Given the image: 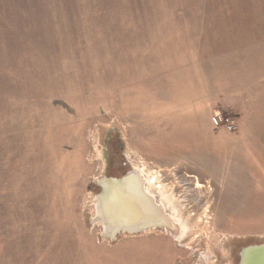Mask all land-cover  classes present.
I'll return each mask as SVG.
<instances>
[{
	"label": "rangeland",
	"instance_id": "rangeland-1",
	"mask_svg": "<svg viewBox=\"0 0 264 264\" xmlns=\"http://www.w3.org/2000/svg\"><path fill=\"white\" fill-rule=\"evenodd\" d=\"M0 1V264H239L264 244V157L235 140L241 115L263 127L264 0ZM220 80L253 90L221 107ZM133 170L176 227L112 241L98 182Z\"/></svg>",
	"mask_w": 264,
	"mask_h": 264
},
{
	"label": "water",
	"instance_id": "water-1",
	"mask_svg": "<svg viewBox=\"0 0 264 264\" xmlns=\"http://www.w3.org/2000/svg\"><path fill=\"white\" fill-rule=\"evenodd\" d=\"M137 175L133 170L121 178L105 176L98 182L100 193L96 196L98 202L95 199L96 216L92 222L103 225V236L107 239L114 241L123 234L138 235L153 229L175 228L171 218L146 192L143 180ZM129 183L134 185L132 190ZM239 264H264V244L243 248Z\"/></svg>",
	"mask_w": 264,
	"mask_h": 264
},
{
	"label": "crops",
	"instance_id": "crops-1",
	"mask_svg": "<svg viewBox=\"0 0 264 264\" xmlns=\"http://www.w3.org/2000/svg\"><path fill=\"white\" fill-rule=\"evenodd\" d=\"M217 82L219 84L216 86L214 96L216 103L223 105L221 107H225V105L229 106L228 103H231V97L239 99L241 95H245L249 90H253L251 86L247 87L248 85H244V93L241 87L238 86L233 88L231 82L227 83V80H220ZM238 104L239 102H235L234 105L237 106ZM260 121L261 120L255 114L247 116L241 115L239 117V132L235 140L237 144L244 147V151L248 153L249 161L258 160V162H262V158L264 157V119L262 121L263 124H261L263 127L260 126ZM238 161H242L241 158L238 159ZM259 167H261V165H259Z\"/></svg>",
	"mask_w": 264,
	"mask_h": 264
},
{
	"label": "built area",
	"instance_id": "built-area-1",
	"mask_svg": "<svg viewBox=\"0 0 264 264\" xmlns=\"http://www.w3.org/2000/svg\"><path fill=\"white\" fill-rule=\"evenodd\" d=\"M213 126L216 129H224L230 133L236 131V126L234 120L229 116H224L222 114H215L212 118ZM156 172V170H154Z\"/></svg>",
	"mask_w": 264,
	"mask_h": 264
},
{
	"label": "bare ground",
	"instance_id": "bare-ground-1",
	"mask_svg": "<svg viewBox=\"0 0 264 264\" xmlns=\"http://www.w3.org/2000/svg\"><path fill=\"white\" fill-rule=\"evenodd\" d=\"M136 169V168H135ZM135 172H136V174H138L140 177H141V179H142V175L139 173V171L138 170H135ZM142 173L145 175V176H143L144 177V179H142L143 180V184H144V188H145V190H146V192L152 197V198H154V195H152L149 191H148V189H147V187L149 188V187H153V181H152V179H150V177H148L147 176V174H146V172H144V170L142 171ZM137 175V176H138ZM146 180H147V182H146ZM128 186H129V188L132 190L133 188H134V185L133 184H131V183H129L128 184ZM155 199V198H154ZM96 200H97V198H96ZM131 200V199H130ZM94 201V205H95V207H96V201H95V199L93 200ZM155 201H156V199H155ZM97 202H98V200H97ZM157 202V201H156ZM130 203H131V205H133V203L130 201ZM157 204H158V202H157ZM100 205V206H99ZM99 205H98V207H99V209H100V207H101V203H99ZM106 205V204H105ZM161 208H162V206L160 205V204H158ZM105 209V208H104ZM131 209V208H130ZM163 209V208H162ZM133 210V209H132ZM163 211L165 212V210L163 209ZM166 213V212H165ZM167 214V213H166ZM170 218V217H169ZM94 219V218H93ZM92 219V220H93ZM93 223V222H92ZM173 223V222H172ZM99 225H102L101 223H98ZM103 226V225H102ZM175 227H176V225H175ZM156 231V230H155ZM157 232V231H156ZM170 234V233H169Z\"/></svg>",
	"mask_w": 264,
	"mask_h": 264
},
{
	"label": "trees",
	"instance_id": "trees-1",
	"mask_svg": "<svg viewBox=\"0 0 264 264\" xmlns=\"http://www.w3.org/2000/svg\"><path fill=\"white\" fill-rule=\"evenodd\" d=\"M2 5H3V2L0 1V7H1ZM1 8H2V7H1ZM2 30H3V29H2ZM3 32H4L5 36H6V38H9L7 31H6V30H3ZM9 39H10V38H9Z\"/></svg>",
	"mask_w": 264,
	"mask_h": 264
},
{
	"label": "flooded vegetation",
	"instance_id": "flooded-vegetation-1",
	"mask_svg": "<svg viewBox=\"0 0 264 264\" xmlns=\"http://www.w3.org/2000/svg\"><path fill=\"white\" fill-rule=\"evenodd\" d=\"M126 166V164H124Z\"/></svg>",
	"mask_w": 264,
	"mask_h": 264
}]
</instances>
